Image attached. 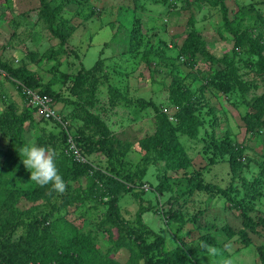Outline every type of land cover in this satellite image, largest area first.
Segmentation results:
<instances>
[{
  "label": "rangeland",
  "instance_id": "rangeland-1",
  "mask_svg": "<svg viewBox=\"0 0 264 264\" xmlns=\"http://www.w3.org/2000/svg\"><path fill=\"white\" fill-rule=\"evenodd\" d=\"M49 3L53 24L62 23L68 32L63 45L64 51L52 53L51 56L46 54L57 49L60 43L41 15L39 0H0V58L13 66L26 65L38 72L43 81L51 79L62 97L71 96L78 103L88 97L92 98L88 108L104 119L108 137L115 139L114 144L122 147V165L135 174L136 184L134 190L126 189L122 184L116 185L112 200L111 195L103 194L96 200H86L82 205L63 209V196L69 191L68 188L73 185L75 188L85 186L84 182H69L62 192H53L49 197L43 193L30 199L33 193H39L36 190L39 185L30 178V173L23 164L19 171L13 173L14 176L19 172L24 174L15 179L17 190L22 191L18 204L25 210H22L21 215L23 221L27 223L38 218L40 222L35 229L39 231L50 227V221L64 213L65 218L86 233L87 229L95 228L108 209L115 208L119 219L131 229L140 232L151 227L165 236L169 246L173 244V239L182 242L186 249L196 243L198 233L206 229L204 225L214 224L215 227H208V230L227 244L219 248L210 247L200 257L199 264H256L259 260L257 247L264 245V229L259 226L260 232H250L249 243H244L239 240V230L245 228L243 213L246 206L236 208L219 194L211 196L206 191L197 190L190 195L182 193L190 185L189 179L179 176V173L170 171L169 168L165 169L163 160L152 158V152L140 145V139L155 133L157 124L153 107L141 108L136 100L138 97L151 98L160 105L168 120L175 122L180 109L179 105L170 103L168 99L171 60L180 64L181 75H187L199 66H209L219 71L233 68L235 78L229 80L231 86L227 92L220 90L214 95L210 89L206 90L210 103L216 109L215 134L222 135L224 131H229L236 142L250 145L245 150L246 154L258 157L262 145L256 144L255 137L246 129L241 116L245 106L241 104V100L264 95V75H259L255 67L250 65L249 60L256 56L248 52L250 39L257 42L264 51V0H226L229 28L223 23L220 8L208 0H49ZM170 3L175 4L170 6ZM238 8L244 14L235 18L234 13ZM230 28H235L238 35L229 31ZM190 31L198 32L206 42L207 49L220 57L221 61H202L198 55L199 61L194 66L185 65L183 62L186 54L182 52L180 45ZM148 39L164 50L162 60L152 54L154 57L150 69L142 58L143 52L150 45ZM224 54L228 57L224 58ZM97 59L100 60V69L96 71L95 81L94 77L91 80L86 77V80L75 84L79 80L80 69L90 67ZM96 82L98 92L91 90V95L88 87L91 83L92 88ZM70 85L78 88V91L72 89L76 94L71 93ZM195 89L196 84L190 76L183 90L197 92ZM184 96L183 93L180 94V97ZM63 100L65 99H59L54 104L58 119L45 120L37 109H32L33 123L29 118L23 122L22 135L25 143L21 146L22 152L31 143L40 145V135H46L49 131L57 132L60 127L68 130L71 123L85 124V121L77 122L64 116L66 109ZM25 107L27 106L21 95L19 82L0 69V112L18 114ZM200 107L202 110L207 108L203 104ZM75 108L72 113H83L79 112V106ZM208 115L205 113L204 116ZM83 129L94 142L97 138L95 128L83 125ZM10 132H13L12 127ZM180 137L192 157L193 170H202L205 181L221 186L228 185L231 180L228 163L219 161L204 165L207 160L201 153L203 142L185 135ZM17 139L18 136H9L0 128V152L8 147H15ZM91 141L90 145H85L86 150L89 149V152L86 151L87 157L95 166L105 167V154L94 145L92 147ZM2 160L3 156L0 155V167ZM249 167L250 169L244 170L248 177L256 174L258 169L254 162ZM162 173L168 178L169 186L163 195L176 197L181 203L180 206L172 198L165 205L160 203L154 185ZM6 176L11 177L12 174L8 172L4 175ZM140 181L147 183L149 187H137ZM234 183L240 185V180L235 179ZM13 189L14 184L0 183V233L2 229L7 231L0 235V242L11 243L18 240L28 227L26 224L11 227L3 225L2 217L8 215L4 199ZM147 199L153 204L139 217V207L149 206ZM170 204L181 207L187 218L179 230L174 225L166 224L165 212ZM256 210L263 211L259 213L264 215V188L258 200L254 201L250 213L254 214ZM99 230L96 235L93 234L92 241L94 250L100 256L99 260H108L111 264H149L147 256L138 257L137 245L115 246L109 232ZM116 235L117 232L113 231L114 238Z\"/></svg>",
  "mask_w": 264,
  "mask_h": 264
},
{
  "label": "trees",
  "instance_id": "trees-1",
  "mask_svg": "<svg viewBox=\"0 0 264 264\" xmlns=\"http://www.w3.org/2000/svg\"><path fill=\"white\" fill-rule=\"evenodd\" d=\"M208 1L220 8L224 20L223 23L229 28L226 0ZM39 2L42 7L41 15L43 19L52 34L59 38L60 43L57 49L52 50V52L48 51L46 54L51 56L52 53H61L64 51L63 45L66 41L68 32L65 30L62 23L53 24V15L49 0H39ZM174 4L175 3H170V6ZM243 14L244 11L238 8L234 13V17L236 18ZM232 28H230L229 31L234 35H238L235 28ZM241 37L243 38V35ZM148 41L150 45L143 52L142 58L145 65L150 69L154 57L152 54L157 55V57L162 60L161 56L164 50L152 44L151 39H148ZM180 48L182 52L186 54L184 56L185 61L183 62L185 65L194 66V64L199 61L197 58L198 55L201 57L202 61H212L213 63L221 61L220 57L207 49L206 42L196 31H190L187 34L185 39L181 42ZM248 52L256 56L249 60L251 63L250 65L255 67L259 75H264V51L262 47L258 46L257 42L250 39ZM223 57L227 58L228 55L224 54ZM165 64L167 65V63ZM169 66L171 81L168 85V99L170 103H174L177 106L179 105L180 113L178 111L177 121L172 122L168 120L167 116L162 112L160 105L154 100L151 98L144 99L138 97L136 101L141 108H146L148 106L153 107L157 124L155 133L147 138L140 139V145L152 152V158H155L157 161L163 160L165 162V169L169 168L170 171L179 173V176H186L189 179L190 185L182 191L183 194L190 195L197 190L206 191L211 196L219 194L230 201L236 208H243L246 206V210L243 213V224L245 228L239 230V240L244 243H249L250 232H260L258 229L259 226L264 229V215L259 213L263 211L256 210L254 214L250 213L253 209L254 201L258 200L264 188V137H262V135H264V95H258L253 99L241 100V104L245 106V111L241 116L246 125V129L252 134V137H255L256 144L262 145L261 153L258 157H255L245 153V150L250 145H246V142H236L229 131H224L222 135L215 134V126H217L216 109L210 103L206 95V90L210 89L211 93L214 95L220 90L227 92L231 86L229 80L235 78L233 68H224L219 71V69H212L209 66H199L195 71H191L187 73V75H181L180 64L177 61L171 60ZM99 67L100 60L97 59L90 67L81 68L78 73L79 80L75 84L86 80V77H89L88 79L90 80L94 77L93 79L95 81V78H97L96 71L100 69ZM0 69L19 82L21 95V85H24L37 89L40 93L50 95L53 99V104L59 99H65L63 100V105L66 109V113L64 114L65 117H71L77 122L80 121L84 123L85 121V124H83L84 126L95 128L97 138L92 142L90 135L84 132L82 124L77 125V123H75L74 125L71 123L67 127L68 131H71L75 136L82 154L87 159L86 162L72 160L71 157L64 152L66 143L65 128L63 129L60 127L57 132L49 131L46 135H40L39 137L38 142L41 146L55 152L57 168L65 181V189L69 182H84L85 186L75 188L73 185V187L68 188L69 191L63 196V209L72 205H82L86 200H96L103 194L111 195L110 200H112L114 198V188L116 185L122 184L126 189H135V174L122 165V158L124 155L122 147L115 145L114 142H116V140L108 137V128L104 119L88 108V105L92 103V98L88 97V99L81 100L78 103L74 101L73 97L70 98L71 96L62 97L60 92L53 86V81L51 79L43 81L38 72L27 68L26 65L13 66L0 58ZM190 76L196 84L197 90H195L197 92L183 90L184 84ZM72 86L73 85L69 86L71 93L74 92L72 89L78 91L75 85ZM88 90V93L91 95L96 90L98 92L97 82L93 84L92 88L90 83ZM91 90L94 91L91 92ZM74 93L76 94V92ZM182 93L185 95L184 97H180ZM178 97H180V99ZM200 104L206 105V110H202ZM75 106H79L81 109L79 112L83 113H72L74 112L73 109H76ZM32 109L34 108L27 106L23 112L18 114L10 111L0 112V128L9 136H18L15 147H8L0 152V155L3 156L0 167V183L6 182L11 185L14 184V191L12 192L11 190L12 194L10 192L4 199L5 209L8 215L2 217V222L3 225L7 227L17 224L28 225L26 231L21 234L18 240L11 243L8 241L0 242V264H111L108 260H99L100 256L94 250L92 244L93 234L96 235V233L100 231L99 229L109 232L115 246L137 245L138 250L136 252L138 257L147 256L146 260L149 264H199L200 257L207 253L210 247L219 248L227 244L226 242L218 240L216 236L208 230V227H215L214 224H206L204 225L206 229L198 233L197 241L190 249H186L182 242L178 240L174 241L173 239V244L169 246L165 236L151 227H147L140 232L131 229L119 219V214L115 208L108 209L104 216L96 223L95 228L87 229L86 233L65 218L64 213L63 215L54 217L50 221V227L46 229L42 228L39 231L37 228L35 229L36 224L40 222L38 218L25 223L21 217L22 212H25V210H23V208L21 209L18 204L22 191H18L15 184V179L24 174L19 172L14 176L13 173L14 171H19L23 166L21 160L23 158V147L21 148V146L25 143L22 135L24 129L23 122L26 118L32 119ZM205 113L209 115L205 117ZM31 121L33 123V120ZM10 127L13 128V132H10ZM208 127L210 129H208ZM181 135L203 142L201 153L207 160L204 165L208 166L219 161H226L228 163L231 176L228 185L221 186L215 182L205 181L203 179L202 170H193L192 157L183 143L180 137ZM90 141L92 147L94 145L95 148L105 154L107 158L105 167L95 166L92 160L87 157L89 149L86 150L85 145H90ZM252 162H254L258 169L256 174L248 177L245 175L244 170L250 169L249 165ZM8 172L11 173L12 176L4 177ZM167 179L165 173H162L159 181L154 185V190L159 196L160 203L164 205L172 198L171 195H163L164 192L169 189ZM235 179L240 180V185L234 183ZM143 184V181H140L136 186L141 187ZM239 187H241V190ZM36 190L39 193H33V195L29 197L30 199L34 197L37 198L43 193H45L46 197H49L53 192L54 194L57 192L52 189L50 185H39ZM238 194H241V197H238ZM172 200L173 202H178L176 197L172 198ZM148 201H146V203L149 206L139 207L137 211L139 217L152 206L153 203ZM154 204H156V201ZM178 204V206L181 205L180 202H178ZM56 208L58 209V207ZM83 211L85 212V209H83ZM165 213L167 214L166 224L174 225L177 230H179L187 220L183 211H181V207H175L170 204L166 208ZM113 231L117 232L115 238L113 237ZM6 232L5 229H2L0 235ZM31 241L34 243H30ZM257 250L259 260L256 264H264V245H259Z\"/></svg>",
  "mask_w": 264,
  "mask_h": 264
},
{
  "label": "clouds",
  "instance_id": "clouds-1",
  "mask_svg": "<svg viewBox=\"0 0 264 264\" xmlns=\"http://www.w3.org/2000/svg\"><path fill=\"white\" fill-rule=\"evenodd\" d=\"M21 160L29 171L30 178L38 185H50L57 192L64 190L65 181L58 171L53 150L31 143L24 147Z\"/></svg>",
  "mask_w": 264,
  "mask_h": 264
},
{
  "label": "built area",
  "instance_id": "built-area-1",
  "mask_svg": "<svg viewBox=\"0 0 264 264\" xmlns=\"http://www.w3.org/2000/svg\"><path fill=\"white\" fill-rule=\"evenodd\" d=\"M22 97L25 105L37 109L39 114L46 119H58L53 99L46 93H40L37 89H33L21 85ZM64 151L72 160L86 162V157L82 154L77 140L71 131L66 130V143ZM144 188H148V184H143Z\"/></svg>",
  "mask_w": 264,
  "mask_h": 264
}]
</instances>
